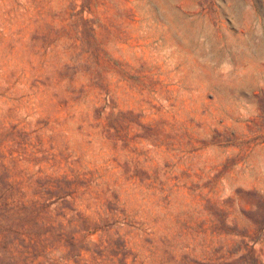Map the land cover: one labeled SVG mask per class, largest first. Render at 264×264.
I'll use <instances>...</instances> for the list:
<instances>
[{"label":"rangeland","instance_id":"1","mask_svg":"<svg viewBox=\"0 0 264 264\" xmlns=\"http://www.w3.org/2000/svg\"><path fill=\"white\" fill-rule=\"evenodd\" d=\"M0 264H264V0H0Z\"/></svg>","mask_w":264,"mask_h":264}]
</instances>
